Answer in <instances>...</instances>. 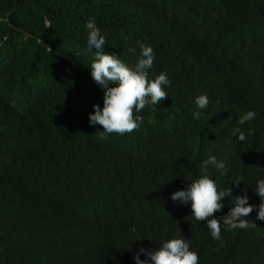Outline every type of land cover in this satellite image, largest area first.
Returning <instances> with one entry per match:
<instances>
[{
  "label": "trees",
  "instance_id": "1",
  "mask_svg": "<svg viewBox=\"0 0 264 264\" xmlns=\"http://www.w3.org/2000/svg\"><path fill=\"white\" fill-rule=\"evenodd\" d=\"M89 21L106 52L130 66L141 44L152 46L149 78L167 71L171 81L169 95L139 113L138 129L104 141L103 126L89 124L93 105L103 107ZM251 109L258 115L244 127L256 133L240 142L232 130ZM210 154L228 166L225 176L210 167L219 187L241 178L233 194L258 205L264 0H0V264H135V250L175 236L190 240L199 264H264L255 210L246 219L257 227L222 228L221 247L207 220L171 199ZM223 203L214 215L233 206Z\"/></svg>",
  "mask_w": 264,
  "mask_h": 264
},
{
  "label": "clouds",
  "instance_id": "2",
  "mask_svg": "<svg viewBox=\"0 0 264 264\" xmlns=\"http://www.w3.org/2000/svg\"><path fill=\"white\" fill-rule=\"evenodd\" d=\"M86 28L87 49L95 50L90 75L103 91V107L100 104L93 105L94 111L89 113V124L103 126V130L97 133L101 141L107 140L113 133L121 136L132 133L139 128L142 119L139 113L149 104L157 106L169 95L166 90L171 84L168 73L163 71L154 79L149 78V70L156 61V53L152 46L141 44L137 60L130 66L120 58L119 54L106 52V36L93 21L87 22ZM129 51L136 55L135 49ZM195 104L200 110L206 109L209 105L208 95L205 93L197 96ZM192 115L194 120H199L202 111H195ZM257 115L255 109L240 114L236 121L237 126L232 130V136L240 142H245L248 137L255 135L254 127L245 129L244 126L255 120ZM210 167L221 176L228 174L225 160L210 154L200 164L198 178L193 179L186 188L172 193L171 199L184 206L190 205L191 217L196 221L207 220V229L212 239L219 241L222 247V228L225 231L256 228L254 222L246 219L254 210L257 212L256 219L264 221V179H258L254 188L260 203L252 204L247 193L233 194V186L239 188L241 178L232 180L230 187L221 188L219 181L213 178ZM233 196H235L234 202L231 200ZM226 197L230 198V203L233 205L230 211L227 215H214L224 209L223 201ZM141 256L144 259H141ZM199 259V254L192 249L190 240L183 236L162 241L155 249L141 246L133 255L135 264H199Z\"/></svg>",
  "mask_w": 264,
  "mask_h": 264
}]
</instances>
